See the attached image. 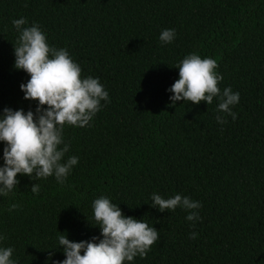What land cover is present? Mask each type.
<instances>
[{
	"label": "trees",
	"instance_id": "1",
	"mask_svg": "<svg viewBox=\"0 0 264 264\" xmlns=\"http://www.w3.org/2000/svg\"><path fill=\"white\" fill-rule=\"evenodd\" d=\"M20 17L66 48L82 76L98 77L110 102L90 126L65 125L64 158L79 160L64 184L18 174L0 196V246L18 264L63 260L57 236H99L91 203L103 195L159 233L125 264H264V0H0V110L35 108L19 88L28 74L13 66ZM166 28L176 31L170 44L159 40ZM189 53L215 59L217 86L239 92L236 119L217 123L215 97L169 103L175 65ZM153 192L200 201V219L152 207Z\"/></svg>",
	"mask_w": 264,
	"mask_h": 264
},
{
	"label": "clouds",
	"instance_id": "2",
	"mask_svg": "<svg viewBox=\"0 0 264 264\" xmlns=\"http://www.w3.org/2000/svg\"><path fill=\"white\" fill-rule=\"evenodd\" d=\"M18 33L13 45L14 63L17 70L28 74L26 82L19 85L23 98L35 101V108L4 107L0 110V142L3 143L0 163V196H7L19 184L18 174L27 175L31 180L54 176L64 184L78 156H68L70 145L65 143V125L73 127L90 126V122L101 110V101L109 103V93L98 77L82 76L80 65L74 61L66 48H56L47 41L46 33L26 18L12 20ZM176 37L173 28L163 29L159 34L162 44H170ZM175 67L178 78L166 91L170 92L169 103L187 101L211 104L215 97L218 124H225L226 117L236 119L232 107L239 103L240 94L230 86L221 89L218 81L223 79L217 71L218 65L211 57L189 53ZM30 190L38 194L40 186L32 183ZM150 205L163 212L185 211L187 221L199 220L202 207L200 201L175 193L164 198L160 193L150 194ZM19 205H11L10 211ZM93 219L98 226L99 236L88 240H70L66 233L57 236L58 247L64 254L63 260L48 259L51 264H125L135 257L143 258L159 239L158 230L142 218L126 215L119 204L107 196H99L91 203ZM197 233L189 234L195 239ZM5 236L0 233V241ZM53 249V248H51ZM11 246H0V264H18L13 259ZM47 264V261H46Z\"/></svg>",
	"mask_w": 264,
	"mask_h": 264
}]
</instances>
